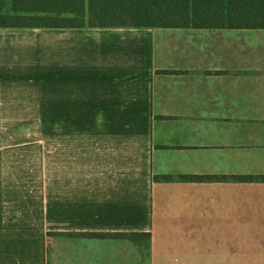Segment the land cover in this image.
I'll use <instances>...</instances> for the list:
<instances>
[{"label": "crops", "instance_id": "0c3cea01", "mask_svg": "<svg viewBox=\"0 0 264 264\" xmlns=\"http://www.w3.org/2000/svg\"><path fill=\"white\" fill-rule=\"evenodd\" d=\"M0 32V264H241L264 245V28ZM49 115L57 137H32ZM78 231L136 235L59 234Z\"/></svg>", "mask_w": 264, "mask_h": 264}, {"label": "trees", "instance_id": "16d2710c", "mask_svg": "<svg viewBox=\"0 0 264 264\" xmlns=\"http://www.w3.org/2000/svg\"><path fill=\"white\" fill-rule=\"evenodd\" d=\"M85 25L261 29L264 28V0H0V28ZM171 178L155 177L157 180ZM181 178L205 179L212 176ZM258 178L264 179V176ZM59 234L84 238L128 239H133L136 235L132 232L88 231ZM145 235L149 237L148 234Z\"/></svg>", "mask_w": 264, "mask_h": 264}, {"label": "rangeland", "instance_id": "374dc122", "mask_svg": "<svg viewBox=\"0 0 264 264\" xmlns=\"http://www.w3.org/2000/svg\"><path fill=\"white\" fill-rule=\"evenodd\" d=\"M2 35H3V33L0 32V43L8 42L9 40L4 38ZM39 117H40V115L34 114L33 115L34 122H39L40 121ZM12 127H13V125H12ZM42 127L44 128L43 136H47V134H48V137L50 139H53V138L55 139L57 137V125H56L55 115H49V125H32V137H34V138L41 137L42 136V129H41ZM46 127H48V130L46 129ZM256 245L258 246V248L260 250L262 248H264V245L261 243L256 244ZM256 245L254 247L244 251V253L242 254L241 264H264V257H261V258L255 257V252H256V247H257ZM51 247H52V244H51ZM55 247H56V243L54 241V244H53L54 252L56 249ZM258 252H262V251H258ZM254 257H255V259H254ZM146 264H147V261H146Z\"/></svg>", "mask_w": 264, "mask_h": 264}]
</instances>
